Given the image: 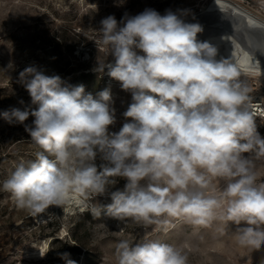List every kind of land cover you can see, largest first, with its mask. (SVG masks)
<instances>
[{
	"label": "clouds",
	"instance_id": "clouds-1",
	"mask_svg": "<svg viewBox=\"0 0 264 264\" xmlns=\"http://www.w3.org/2000/svg\"><path fill=\"white\" fill-rule=\"evenodd\" d=\"M187 15L147 8L100 21L101 44L114 63L97 57L93 71L107 69L132 98L119 131L110 130L116 117L109 89L94 98L83 85L34 66L20 73L37 107L0 116L24 125L42 151L2 181L19 209L34 217L52 206L94 218L104 211L164 232L174 219L194 228L219 221L237 226L239 246L264 247V178L257 169L264 137L249 111V63L218 58V48L198 40L203 28ZM30 115L32 124H25ZM118 179L126 181L123 190L111 191ZM105 195L111 203H91ZM69 257L61 254L76 264ZM115 257L117 264H188L181 246L149 239L119 240Z\"/></svg>",
	"mask_w": 264,
	"mask_h": 264
},
{
	"label": "rangeland",
	"instance_id": "rangeland-1",
	"mask_svg": "<svg viewBox=\"0 0 264 264\" xmlns=\"http://www.w3.org/2000/svg\"><path fill=\"white\" fill-rule=\"evenodd\" d=\"M210 1L0 0V113L12 108L23 111L37 107L31 104L30 95L20 81V73L34 66L46 75H59L73 86L83 85L85 93L94 98L109 89L116 117L110 130L119 131L126 122L123 113L132 98L121 89L119 81L107 74V69L103 73L93 71L97 57L114 63L101 44L100 21L109 15L120 21L125 14L137 15L147 8L161 14L169 9L186 10V19L203 11ZM231 1L264 19V0ZM217 32L220 34L217 30L212 34L219 38ZM236 43L241 51L244 41ZM226 44L218 45L220 51L229 48ZM81 63H89V68L72 72L73 66ZM88 71V77L80 75ZM33 120L30 115L25 124L31 125ZM38 151L42 150L31 141L24 125L9 124L0 116V264H66L61 258L65 252L76 264H117L115 245L121 239L179 245L188 255V264L264 262V247L253 251L239 246L234 238L237 226L231 223L216 221L208 228H194L174 219L164 232L155 225L145 228L131 220H117L104 211L94 218L89 211L56 206L34 217L15 205L11 195L3 191L2 181L19 162L34 160ZM102 163L98 157L97 166ZM257 169L264 178V161H257ZM125 183L124 179H118L111 191L123 190ZM91 203L104 206L111 199L108 195L99 196Z\"/></svg>",
	"mask_w": 264,
	"mask_h": 264
},
{
	"label": "bare ground",
	"instance_id": "bare-ground-1",
	"mask_svg": "<svg viewBox=\"0 0 264 264\" xmlns=\"http://www.w3.org/2000/svg\"><path fill=\"white\" fill-rule=\"evenodd\" d=\"M186 19L202 26L203 36L197 38L201 42H209L216 46L218 58L231 57L245 60L250 67L248 75L255 77L259 85L264 87V19L262 17L242 8L234 1L211 0L203 11ZM214 30L220 31V34L217 32L219 38L212 34ZM237 41H244L241 51ZM226 43L229 44L227 47L230 49L220 51L218 45L223 46Z\"/></svg>",
	"mask_w": 264,
	"mask_h": 264
},
{
	"label": "built area",
	"instance_id": "built-area-1",
	"mask_svg": "<svg viewBox=\"0 0 264 264\" xmlns=\"http://www.w3.org/2000/svg\"><path fill=\"white\" fill-rule=\"evenodd\" d=\"M249 91V111L257 124V130L264 137V87H261L255 77H244ZM264 161V160H262Z\"/></svg>",
	"mask_w": 264,
	"mask_h": 264
},
{
	"label": "trees",
	"instance_id": "trees-1",
	"mask_svg": "<svg viewBox=\"0 0 264 264\" xmlns=\"http://www.w3.org/2000/svg\"><path fill=\"white\" fill-rule=\"evenodd\" d=\"M78 68H89V63H81V64L74 65L72 68V72H74ZM80 75H82V77H88L90 75V71H88L87 73H81ZM22 85H24V84H22ZM24 88H25V86H24ZM21 89H23V88H21Z\"/></svg>",
	"mask_w": 264,
	"mask_h": 264
},
{
	"label": "water",
	"instance_id": "water-1",
	"mask_svg": "<svg viewBox=\"0 0 264 264\" xmlns=\"http://www.w3.org/2000/svg\"><path fill=\"white\" fill-rule=\"evenodd\" d=\"M186 21L191 23V20H187V19H186ZM250 33H251V32H250ZM202 34H203V32L199 33L198 36H203ZM250 35H252V34H250ZM252 37H253V35H252Z\"/></svg>",
	"mask_w": 264,
	"mask_h": 264
}]
</instances>
